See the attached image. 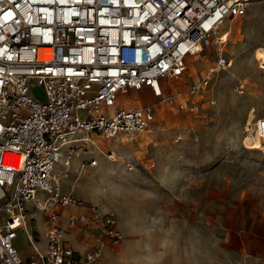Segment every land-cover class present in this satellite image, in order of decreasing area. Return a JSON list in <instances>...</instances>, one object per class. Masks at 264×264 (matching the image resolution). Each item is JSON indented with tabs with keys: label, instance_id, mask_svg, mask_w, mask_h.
I'll list each match as a JSON object with an SVG mask.
<instances>
[{
	"label": "built area",
	"instance_id": "2783aa9c",
	"mask_svg": "<svg viewBox=\"0 0 264 264\" xmlns=\"http://www.w3.org/2000/svg\"><path fill=\"white\" fill-rule=\"evenodd\" d=\"M249 2L264 0H0V264H91L105 242L121 243L112 210L60 190L58 158L68 165L85 134L132 138L147 130L154 106L121 103L131 90L148 88L160 101L178 99L192 110L181 95L201 90L230 58L218 54L183 91L163 87ZM257 121L264 127V113ZM106 156L115 158L112 151ZM33 211L47 226L45 246L22 256L14 243L19 230L32 246L40 240ZM71 230L93 243L76 248Z\"/></svg>",
	"mask_w": 264,
	"mask_h": 264
},
{
	"label": "rangeland",
	"instance_id": "374dc122",
	"mask_svg": "<svg viewBox=\"0 0 264 264\" xmlns=\"http://www.w3.org/2000/svg\"><path fill=\"white\" fill-rule=\"evenodd\" d=\"M219 29L216 36L225 41L217 38L203 54L190 56L183 75L163 87L165 92L183 91L206 73L218 54L230 58L231 65L214 72L201 90L181 95L192 110L179 107L178 99L160 101L148 88L131 90L120 97L121 103H151V126L132 138L103 139L92 133V141L75 146L68 165L62 158L56 166L60 190L96 196V204L114 210L128 229L124 235L118 222L123 238L132 239L139 231L153 237L171 228L179 231L181 212L188 210L191 217L197 200L210 193V184L220 202L221 220L215 225L234 234L229 236L232 243L239 234L264 232V224L242 222L247 202L240 197L245 184L264 183V151L245 136L264 113V65L257 56L264 49V2L248 4L243 16L227 18ZM109 151L114 159L107 158ZM90 158L97 163L88 166ZM205 225L213 227L212 222ZM14 243L21 253L30 244L22 230Z\"/></svg>",
	"mask_w": 264,
	"mask_h": 264
},
{
	"label": "crops",
	"instance_id": "0c3cea01",
	"mask_svg": "<svg viewBox=\"0 0 264 264\" xmlns=\"http://www.w3.org/2000/svg\"><path fill=\"white\" fill-rule=\"evenodd\" d=\"M87 165L92 166L88 163ZM245 185V192L240 197L247 202L246 213L241 220L251 226L264 224V183L251 182ZM209 186L210 193L206 198L197 200V208L191 217L188 215V210L181 212L176 222L179 223V231L171 228L163 235L161 233L154 237L151 232L144 235L139 231L137 236L132 239L123 238L116 246H110L105 242L99 257L91 264H264V232L250 231L251 237L247 235L242 237L239 234L237 241L232 243L229 236L234 234L223 233L220 226L217 228L215 225L221 220L218 214L220 202L213 193L215 186L213 184ZM68 193L92 203L97 200L96 196L84 190L73 189ZM33 205L32 201L27 203L31 210ZM100 207L102 210H112L104 204H100ZM70 210L66 208L63 213L66 214ZM31 214L36 216L38 229L40 231L41 227L42 233L40 231V240L34 245L35 247L29 244L25 253L20 252L22 256L31 254L34 248L42 251L45 246L44 234L47 226L41 222L42 213L33 211ZM205 222H212L213 227L206 226ZM119 223L123 234L126 235L128 229L124 227L123 222ZM92 230L98 231L97 227ZM68 236L74 246L80 250H84L94 241L89 237L80 238L77 236V230H71ZM41 241L42 245L39 246Z\"/></svg>",
	"mask_w": 264,
	"mask_h": 264
},
{
	"label": "bare ground",
	"instance_id": "6f19581e",
	"mask_svg": "<svg viewBox=\"0 0 264 264\" xmlns=\"http://www.w3.org/2000/svg\"><path fill=\"white\" fill-rule=\"evenodd\" d=\"M224 21H222L219 24V26H218L219 28L223 24ZM217 38H221V35L217 36ZM257 56H258L259 60L261 61V64L264 65V49L259 50ZM245 136L248 137V140L251 144L262 147V150L264 151V127L260 123H258V121L255 123L254 127L252 126L251 128H249V132L246 133ZM110 139H112V138H110ZM79 140H83V141L87 140V142H90L89 140L92 141L91 137L87 136L86 134L83 136V139H78L77 141H79ZM60 159H62V156H60L58 158L57 164L59 163ZM57 164L55 165V170H56ZM17 238H18V236L14 240L16 241Z\"/></svg>",
	"mask_w": 264,
	"mask_h": 264
}]
</instances>
